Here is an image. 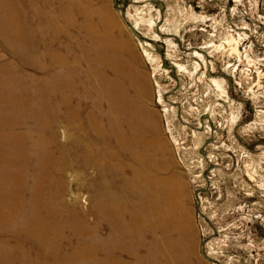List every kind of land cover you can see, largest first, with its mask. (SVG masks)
<instances>
[{
    "label": "rangeland",
    "instance_id": "obj_1",
    "mask_svg": "<svg viewBox=\"0 0 264 264\" xmlns=\"http://www.w3.org/2000/svg\"><path fill=\"white\" fill-rule=\"evenodd\" d=\"M60 3L62 18L57 0H0L1 121L5 124L8 108L19 100L36 101L45 92L52 106L61 98V89L53 83L68 74L50 64L49 58L40 60L42 49L71 59L69 38L75 30L70 26L77 21L82 28L85 25L80 36L86 47L93 38L101 51L109 20L115 33H110V39L117 46L110 57L117 58L120 52L128 56L119 50L122 41L131 52L128 78L120 84L114 64L106 73L115 94L108 92L107 82H99L102 135L88 133L86 137L102 153L85 171L69 161L72 167L64 175L66 196L78 197L77 207H88L89 194L100 193L97 163L106 157L103 153L113 154L112 147L119 163L114 188L133 207V246L141 249V260H151V264H264V0ZM60 20L65 30L51 32ZM87 24L90 29L84 34ZM48 41L53 42L45 48ZM211 43L217 48L204 47ZM91 51L85 50L87 58ZM42 81L46 84L41 87ZM73 105L83 117L90 104L78 101ZM64 109L59 108L58 119L48 128L49 137H55L56 145L77 160L71 140L78 134L63 119ZM0 131L6 134L5 127L0 126ZM9 176L10 172L4 174L0 184L5 197ZM11 186V193L19 192L18 186ZM5 204L0 205V264H50L42 260L54 252L56 242L47 253L37 254L31 237L24 234L32 220L26 219L28 227L24 224L19 228L22 232L13 236L14 224L7 222L11 213ZM85 219L98 235L107 233V224L94 213ZM84 243L100 248L106 244L91 239ZM156 244L161 250L158 257L153 254ZM25 249L30 252L23 254Z\"/></svg>",
    "mask_w": 264,
    "mask_h": 264
},
{
    "label": "bare ground",
    "instance_id": "obj_2",
    "mask_svg": "<svg viewBox=\"0 0 264 264\" xmlns=\"http://www.w3.org/2000/svg\"><path fill=\"white\" fill-rule=\"evenodd\" d=\"M57 1L59 3V17L62 18L64 13L61 8V0ZM75 7L78 10L77 5ZM86 14L89 17L91 11H86ZM21 25L20 28H23ZM84 27L85 25H83V28L79 26L77 21L70 26L71 29L75 30V32H71L72 35L69 38L72 40L71 59L61 55L58 51L47 50L46 53L45 50H41L40 60L45 61L49 58L50 64L62 67L68 74L63 81H56L58 85L56 82L53 83L55 89H61L59 94L61 98L52 106L47 99L50 95L45 92L36 98V101H40L37 102V105H35L36 101H31L30 98L26 101L19 100L13 103L10 109L8 108V112L5 114V124L0 119V126L5 127L6 131V134L0 131V184L4 174L10 172L11 175L9 176L10 185L7 188V197L0 193V205L1 202L6 201L5 207L11 213V218L7 222L14 224H12V235L15 237L17 231L22 232L19 228L23 227L24 224L28 227L26 219L32 220L33 223L30 222V226L24 234L31 237V247L34 248L37 254L47 253L45 252L47 248L51 249L54 242H56L54 252H50L45 259L40 258L43 259L42 261H50V264H151V260H149L150 263L141 260L138 254L141 249L137 248L138 245L133 246L134 227L136 228L135 216L133 207H130V204H125V194H118L114 188L119 179V163L117 162V154L112 150V147L113 154L103 153L106 157L101 163H97L99 182L96 189L100 190V193L89 194L88 207H77L78 197L66 196L64 175L66 169L72 167L69 161H73L75 166L78 164L79 168L85 171L89 164L96 163V158L99 159V155L102 153L100 146L93 147L91 140L86 137L88 133L102 135V119L100 117L102 110L101 85H99V82L100 84L101 80L102 84L107 82L109 85L108 92L115 94V88L112 89L113 81L106 72L116 64L118 68H116L115 73L118 75L121 84L123 79L128 78L127 67L130 62L128 56L131 57V52L128 48H125L123 41L119 44V50H123L125 53L128 52V56L124 53L122 55L120 52L117 58L112 59V56L110 57L111 50H116L117 46L110 39L112 24L109 20H107L104 27L101 51H98L93 38L92 43H89L92 46L90 47L88 44L86 47L85 38L80 36L83 35ZM242 28L248 29L247 27ZM89 29L87 24L84 34L88 33ZM58 30H65L61 20L54 27H51V32H57ZM52 42L48 41L44 45L45 48H48V45ZM88 47L92 50V53L90 52L91 56L87 58L85 50L87 52ZM204 47L216 49L217 45L211 43ZM25 50L27 54L28 48ZM232 50H237L236 44H234ZM194 55L201 56V53L194 51ZM86 64L91 65L90 69ZM99 69L102 73L99 72ZM130 76L131 73L129 72ZM44 84L46 82L42 81L41 87ZM120 84L119 95L121 96L122 88ZM139 84L141 85V83ZM13 98L14 96L11 100ZM108 100L110 106V97ZM78 101H87L90 104L83 117L79 115L80 109L73 105V102L77 103ZM62 106H65L63 119L67 122L68 127H73L71 130L78 134L76 139L71 140L78 153L79 158L77 160L73 158L67 149L56 145L55 137H49L48 128L53 127L55 119H58L59 108ZM29 112L33 115L28 114ZM74 119L78 123L74 124L75 121H72ZM24 124L32 125L23 128ZM74 154V157H76L77 154ZM11 185L18 186L21 192L19 190V192L11 193ZM0 191L5 190L0 188ZM89 212L94 213L97 219H102L107 224L108 231L104 236L95 233V228L85 219ZM129 217L132 219L130 220ZM155 218L157 217L155 216ZM158 220H154V225L157 228ZM16 221L17 225L15 224ZM26 235L24 236L29 238ZM90 239L102 240L106 244H103L100 248L91 243H84V241ZM79 240H83V243L80 244ZM49 243H52L50 247H48ZM77 246L81 247L78 252L71 250ZM107 248L108 251H106ZM154 248L153 254L158 257L161 251H159L158 244ZM10 252L15 251L11 249ZM27 252L30 251L25 249L23 254Z\"/></svg>",
    "mask_w": 264,
    "mask_h": 264
}]
</instances>
